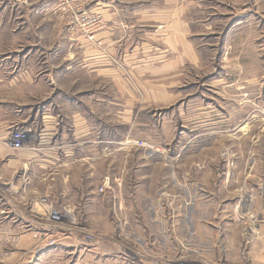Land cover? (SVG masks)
I'll return each instance as SVG.
<instances>
[{
  "label": "rangeland",
  "instance_id": "1",
  "mask_svg": "<svg viewBox=\"0 0 264 264\" xmlns=\"http://www.w3.org/2000/svg\"><path fill=\"white\" fill-rule=\"evenodd\" d=\"M9 1L0 0V75L20 79L25 68L33 67V86L39 91L29 111L40 122L45 83L54 71L58 88L50 98L58 96L59 104H67L65 110L55 109L57 120L65 117L63 110L70 113L73 99L83 101L80 112L93 120L95 131L108 127L113 140L107 156L103 147L86 144L76 153L80 159L48 171L49 188L41 179L44 165H18L22 180L24 170L30 177L35 197L47 196L54 205L75 211L80 231L94 237L89 243L69 232L73 246L62 248L56 242L45 247H55L46 254L45 264H264V0H174L191 23L185 38L191 40L197 59L183 57L179 49L177 70L170 73L165 69L171 66H165L160 79L161 87L169 90L171 82L179 86L176 97L167 95L151 107L143 90L150 86L141 80L154 73L150 66L159 65V56H152L160 49L161 61L174 56L159 44L165 31L155 36L152 27L136 24L127 34L131 90L122 100L116 88H102L105 82L86 75L82 51L73 43L88 34L68 24L74 18V9L68 8L71 0H45L27 15ZM75 1L90 8L88 0ZM158 1L164 0L154 3ZM15 37L18 43H9ZM63 55L69 58L63 61ZM144 59L149 60L146 66ZM136 71L141 73L139 83ZM217 78L227 100L233 93L241 100V110L227 101L225 111L241 121H224L219 129L216 121H203L202 114L211 99L209 89L218 87ZM93 81L98 85L92 86ZM94 89L98 97L89 105L84 99ZM255 93L259 100L251 108L257 112L249 114L248 99ZM251 114H257L255 121ZM38 121L28 124L37 135ZM134 140L159 144L161 152L126 143ZM34 143L22 153L6 147L13 158L28 157ZM4 171L9 173V167ZM105 176L110 184L99 192ZM37 210L41 207L29 200L0 192V264H24L16 248L22 244V228L15 226L34 230L25 217L36 218ZM30 250L35 255L42 251Z\"/></svg>",
  "mask_w": 264,
  "mask_h": 264
},
{
  "label": "crops",
  "instance_id": "2",
  "mask_svg": "<svg viewBox=\"0 0 264 264\" xmlns=\"http://www.w3.org/2000/svg\"><path fill=\"white\" fill-rule=\"evenodd\" d=\"M38 1L40 0H10L9 2L16 10L18 9L27 15L32 13L33 8L36 5L37 7L45 5V0H43V3L41 4H38ZM146 1L149 0H88L86 5H89L91 11H96L102 14L103 23L98 27L100 29L98 30L97 28L98 31H95L96 33L93 35V40H88L85 36H79V38L77 37L78 39H75L76 41L73 43V46L82 51V54L80 52L79 56L83 57L85 65L88 66V69L85 70L86 75L88 74L89 78L100 79L99 83L105 82L103 83L102 88H106L107 85L116 88L117 94L121 95L122 100H124V95H128V92L131 90L129 81L130 61L129 57H126L129 54L128 50H124V46L127 47L131 43L127 34L132 32V29L135 28L136 24H138L140 28L152 27L154 31L152 35L155 36L161 35L160 30L165 31L164 38L161 36H159V38L157 37L161 40L159 44L161 45L163 43L166 46L165 50L169 49L170 52L174 53V56L171 54L170 57L165 60L166 62L161 61L162 58L160 56L163 52L162 49H160L157 53L158 55L152 56L153 59L159 56L160 60L158 59L157 61L159 65L150 66V72L154 73H150V75L145 76V78L141 80L144 86H150L149 89L143 87L140 83L143 87L144 94H147V98H149L148 100H151L148 101V104L151 107V105H157V102L166 98L167 95L170 96V99L176 97L174 96V93L179 86L176 87V85L171 82L169 90L167 87H161L160 79L163 70L162 68H165V66H171L165 70L170 71L174 69V72L177 70V56L179 49L183 57L187 59L189 58L192 61L197 59V56L194 53L191 40L185 38V30L188 29V27L191 29V23L183 19L181 11L174 0H164L163 2L158 1L157 4L154 3L155 0H150L149 3L151 4L149 6L144 5ZM1 23L2 22H0V24ZM19 23L21 24V22ZM31 27L32 24L29 22L27 28ZM2 41L4 40L0 37V44L3 43ZM9 43L17 44L18 38L15 37L14 39L9 40ZM125 52H127V54ZM62 58V60L65 61L69 57L63 55ZM148 61L149 60H145L146 63H143V65L146 66ZM33 72V67H29V70L25 68V73L20 79L16 76H12V78L8 79V77L0 75V175L5 183L2 185V188H0V192H8L22 202H27L29 197H35L34 195L36 191L31 188V183L29 184L30 177L26 174L25 170V181L22 180V174L17 170L19 164L22 165L24 163L23 165H26L27 168L31 164L44 165L45 172H43V177H45V179H41L42 181L45 180V182H47V187L49 188L51 184L47 181L49 178L48 174H50L48 171L59 168L62 164L64 165L66 160L80 159V157H77L76 153H79V150L83 145L91 144V146L96 145L103 147L104 155L107 156L110 152L109 144L113 142L108 127L100 126V128L95 131V124L92 123L93 120H88L82 112H80L83 103L81 98L79 99L82 103L77 102L76 99H73L72 103L69 102L68 108L70 109L67 111L70 113L64 111L67 104L64 102L59 104L57 99L58 96L50 98L51 93L58 88V83L54 78V71H52V74L49 73L47 82L45 83V98H43V101L45 100V111L42 114V121L39 122L38 115L30 112L36 97L34 94L39 91L38 88L33 86ZM171 72L172 71H170V73ZM134 75L136 80L137 76H141V73L136 71ZM151 80H153V82H150ZM155 80H157V83ZM217 81L218 84H212L218 85V87H214L212 90L209 89L212 91V94L210 97L208 95V98L211 99L206 102V105H203L202 108L204 110L202 114L205 116L203 121H216L217 129H219L224 121H241L240 118L234 116L227 117L225 114L228 102L236 107L235 111L237 109L241 110V100L236 98L237 95L235 93H233V96L227 100L223 88L224 86L220 88V79L217 78ZM95 82L93 81L91 85L94 86ZM137 83L139 82L137 81ZM211 85L209 84V86ZM79 91L81 90H78L77 92ZM93 91L94 93L92 92L89 95L90 98L84 99L85 102H89V105L93 98L96 99L98 97L96 96L97 89H94ZM258 100L259 97L257 96V93L250 95V98L248 99L250 105L249 114L252 111L253 113L257 112V107L255 109L251 107L252 104L254 105L255 103H258ZM260 101L264 104V98H260ZM110 103H113V101H110ZM120 105L123 106V103L121 102ZM57 107L64 109L63 114L65 117L62 119L60 118V120H57L58 113L55 114V109ZM240 112L241 111L238 113ZM256 116L257 114L255 116L254 114H251V121H255ZM67 117L68 121H66ZM210 117L212 120H210ZM64 118L65 120H63ZM35 121L40 123V131L38 133L36 144L34 143L35 146L30 150H27L30 155L24 157V154H18V157L13 158L9 153L8 148L4 146L2 142L6 140L13 124L28 126V124H32ZM217 134L220 135V132ZM217 134H213V136ZM24 150L25 149L21 151L23 152ZM254 166L255 165H252V167ZM5 167H9V173L4 171ZM252 172L255 173V171ZM253 173L249 176H254ZM257 173L258 172L255 174ZM25 219L29 225H33L31 228H42L43 224H45V229L49 226L46 217L44 218L41 215L36 216V218L26 216ZM0 222H2L1 218ZM16 228L23 229V226L19 225L18 227L17 225L15 226V229ZM22 229L20 230V233H22L20 235V240H18V243L22 244H18L16 248L19 250V253L24 256L20 257L19 260L22 259L24 264H45L46 254L55 247L46 248L36 255L30 254L32 253L30 247H32L33 243V229H30V227H28V229ZM73 238L74 237L71 235L66 236L58 241L57 244L62 246V248H71V246H73Z\"/></svg>",
  "mask_w": 264,
  "mask_h": 264
},
{
  "label": "built area",
  "instance_id": "3",
  "mask_svg": "<svg viewBox=\"0 0 264 264\" xmlns=\"http://www.w3.org/2000/svg\"><path fill=\"white\" fill-rule=\"evenodd\" d=\"M68 8L74 9V13L72 14L74 15V18H70L68 24H72V27L75 28H77L76 26H81L82 29L88 34L86 36L87 39H93V31H95L101 24L100 13L95 11L92 12L90 9L86 10V8L77 4L75 0H71L69 2ZM37 136L38 135L34 133V131L29 126H19L17 124H13L6 137V140H4L2 143L11 151L19 152L23 149L31 147L37 140ZM126 143L130 144L129 146L142 147L153 152H161L162 148L159 144L146 142L144 140L127 141ZM3 184L5 183L1 179L0 175V188H2ZM109 184L110 179L108 176H105L98 187V191L103 192L104 188ZM28 200L33 203L34 207H41V211L39 212L37 210L36 212H38V214L44 218L46 217L47 221L49 222V226L46 227V229L45 224L42 223V228L34 229L32 231V248H34L35 252H39V250H42L45 247L54 246L56 242L60 241L66 236L71 235V233L77 236V238H81L85 242L92 243L94 241V237L91 233L80 231L81 229L79 228L78 214H75V211L72 209L58 207L45 196L29 197ZM67 229L69 231H67Z\"/></svg>",
  "mask_w": 264,
  "mask_h": 264
}]
</instances>
